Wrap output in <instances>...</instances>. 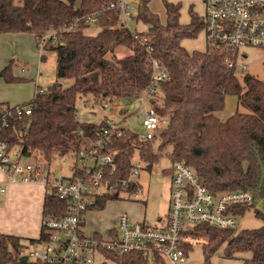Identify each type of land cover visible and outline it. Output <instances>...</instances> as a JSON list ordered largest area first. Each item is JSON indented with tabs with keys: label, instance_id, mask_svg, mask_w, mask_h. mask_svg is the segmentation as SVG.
<instances>
[{
	"label": "trees",
	"instance_id": "obj_1",
	"mask_svg": "<svg viewBox=\"0 0 264 264\" xmlns=\"http://www.w3.org/2000/svg\"><path fill=\"white\" fill-rule=\"evenodd\" d=\"M113 1L0 0V33H33L43 56L48 50L56 54V80L46 88L38 86L34 98L23 103L32 105L30 114L8 117L4 126L3 107L9 103L0 102V141L8 142L11 149L18 146L23 158H41L50 170L56 157L77 154L82 144L94 141L107 125L80 121L78 96L90 94L111 101L137 98L152 81L156 59L169 77L159 82L158 93L150 96L149 102L168 123L148 143L140 142L135 131L120 128L123 133L113 137L108 147L116 153L120 176L128 175L139 142L143 144L139 155L151 168L155 160L151 142L159 139L157 147L169 149L171 163L181 160L192 166L213 193L250 191L253 201L236 207V213L243 214L255 205L263 225L244 229L233 239L230 236L236 228L200 225L210 237L203 264H212L211 257L225 241H229L223 252L225 258L250 252L243 264H264V80L249 71L228 68L226 51H188L180 40L191 36L196 26H181L174 5L167 3L168 18L161 22L148 0H143L137 18L142 26H137L134 33L118 26L117 13L108 9ZM97 10L102 15L97 23L101 28L90 34L86 29L91 24L82 16ZM135 34L150 38L143 42ZM118 50L122 56H118ZM14 64L12 59L1 69L0 77L9 82L25 80L14 75ZM65 78H72V84L65 86L61 82ZM229 95L236 96L246 111L237 110L222 119L217 113L224 109ZM168 170L172 174V165ZM135 189L137 184H132L130 190ZM110 199L118 196H100L93 209L103 208ZM65 208V202L47 189L43 218ZM47 236L44 226L39 239L0 232V264H46L29 259L24 262L22 257L25 248ZM116 260L146 264L138 255Z\"/></svg>",
	"mask_w": 264,
	"mask_h": 264
},
{
	"label": "built area",
	"instance_id": "obj_2",
	"mask_svg": "<svg viewBox=\"0 0 264 264\" xmlns=\"http://www.w3.org/2000/svg\"><path fill=\"white\" fill-rule=\"evenodd\" d=\"M204 2L207 49L226 51L228 68L248 71V64L241 61L247 57L244 49L264 50V0ZM142 3L143 0H114L108 9L117 13L119 27L136 33ZM101 16L97 10L84 14L82 19L86 23L97 24ZM135 36L143 42L150 38L148 35ZM153 66L152 81L138 97L145 112L141 120L142 130L136 128L135 132L142 143L155 140L168 123L149 99L158 93L159 82L169 75L158 60H153ZM31 112V104L4 106L1 124L8 125V117L21 118ZM120 128L117 123L102 127L98 137L77 152L76 164L69 177L55 175L36 161H27L19 155L13 157L9 143L0 141V169L9 180L43 181L46 188L66 204L63 212L43 218L48 236L33 246L31 256L35 261L98 264L97 260H100L99 264H122L116 259L138 255L146 264H180L185 262L191 248L209 244L210 237L200 229V225L237 227L240 214L236 213V207L251 203L253 194L247 190L213 193L202 183L192 166L177 160L172 163V192L166 221L160 218V224L152 226L145 219L135 220L124 212L119 214L116 225L105 233H86V215L93 210L100 196L111 194L120 197L121 193L140 191L141 185L134 180L142 168L140 164L132 159L128 175L121 177L116 153L108 149L113 137L123 133ZM132 184H137V189L130 190ZM4 192L6 187L0 184V193Z\"/></svg>",
	"mask_w": 264,
	"mask_h": 264
},
{
	"label": "rangeland",
	"instance_id": "obj_3",
	"mask_svg": "<svg viewBox=\"0 0 264 264\" xmlns=\"http://www.w3.org/2000/svg\"><path fill=\"white\" fill-rule=\"evenodd\" d=\"M148 2L151 10L159 14L161 22H166L168 18L167 3L174 5L177 8L176 21L181 26H196L191 36L187 35L181 38V45L190 52L207 50L206 31L203 25L206 12L204 0H148ZM137 25L142 26L139 22ZM143 26L147 27L144 24ZM100 28L101 27L97 24H91L86 31L90 34H96ZM36 49L38 50V54L30 52L29 49L25 50L22 54L23 57L14 54V75H24L27 79L25 78V80L17 82H7L0 77V83L3 84H0V102L7 101V94L11 91L10 85L7 84L26 82L29 79L33 80L39 78L41 86L46 88L56 80L55 52L53 50H48L45 52L44 57L42 55L43 50L37 45ZM244 51L247 52V54H245L247 57L241 58V61L248 64L249 73L264 80V50L245 48ZM122 55L123 53L118 50V56ZM25 67L26 70H23ZM5 82L7 84H5ZM61 82L65 86H68L72 84L73 79L65 78L62 79ZM31 99L28 100V102L31 101ZM7 102L10 103V105L23 104V102ZM76 105L77 117L82 122L96 123L97 125L103 123H117L121 127L133 131H135L136 128H139V131L142 130L141 120L145 110L138 97L120 98L111 101L109 98L95 99L90 94L79 95ZM237 110L246 111L238 104L236 96L229 95L226 98L224 109L219 111L217 115L222 119H226ZM159 143V139L151 142L153 149H155V160L153 161L152 167L148 168L147 162L138 155L140 151L143 153L141 149L143 144L139 142L138 146H136L138 150H136L132 159L142 167L139 175L134 179L141 185L140 191L130 194L121 193L118 199L108 200L103 210L94 209L88 212L86 215V233L90 234L94 232V230L105 233L106 228L113 223L114 217L124 212H127L135 220L145 219L147 223L152 226L159 225L160 218L166 221L172 192L171 174L168 169L171 167L172 163L167 155L169 149H159L157 147ZM83 145L84 144L81 146L84 147L85 145ZM18 149V146L12 149L11 155L13 157L19 155ZM24 159L27 161H36L46 168L47 164L41 158L32 156ZM76 159V154L70 152L64 156L56 157L51 162L49 168L55 175L69 177L73 173L72 168L76 164ZM256 210L254 205V207H250L245 213L237 217L238 224L235 232L230 236V239L238 236L244 229L257 228L263 225V220L258 217ZM228 242L229 241H225L220 249L213 254L211 257L212 264H243V258L251 256L250 252H239L237 257L225 258L223 252L225 246H228ZM208 245L210 246V244ZM208 245L204 247L196 245L191 248L185 262L180 264H203L205 262V248L209 247ZM33 248L34 247L29 246L25 248L24 251L25 254L28 255L29 261L34 262L35 259L31 256ZM99 262L100 260H97L98 264Z\"/></svg>",
	"mask_w": 264,
	"mask_h": 264
},
{
	"label": "crops",
	"instance_id": "obj_4",
	"mask_svg": "<svg viewBox=\"0 0 264 264\" xmlns=\"http://www.w3.org/2000/svg\"><path fill=\"white\" fill-rule=\"evenodd\" d=\"M36 45L38 46V43L33 33H0V71L14 59V54L23 57L22 54L26 49L38 54ZM16 76L20 75L16 74ZM20 77L27 79L24 75ZM29 80L13 84L5 82V84L10 85L11 89L7 94L6 100L25 103L24 101L28 102L31 98L33 99L37 87L41 86V82L39 78ZM0 84L3 85L2 83ZM0 184L6 187V192L0 193V232L39 239L43 228V207L47 192L44 182L40 180L29 183L20 180L11 181L0 169ZM103 209L104 207L98 210L101 211ZM118 216L114 217L113 223L105 231L116 225ZM94 232L101 231L94 230ZM33 246L34 244L30 245V247Z\"/></svg>",
	"mask_w": 264,
	"mask_h": 264
},
{
	"label": "water",
	"instance_id": "obj_5",
	"mask_svg": "<svg viewBox=\"0 0 264 264\" xmlns=\"http://www.w3.org/2000/svg\"><path fill=\"white\" fill-rule=\"evenodd\" d=\"M22 260H23L24 262H26V261L28 260V255H24V256L22 257Z\"/></svg>",
	"mask_w": 264,
	"mask_h": 264
}]
</instances>
